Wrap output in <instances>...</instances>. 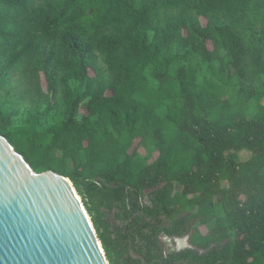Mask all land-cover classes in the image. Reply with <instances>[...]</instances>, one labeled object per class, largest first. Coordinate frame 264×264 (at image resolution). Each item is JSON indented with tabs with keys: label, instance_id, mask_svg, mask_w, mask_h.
I'll list each match as a JSON object with an SVG mask.
<instances>
[{
	"label": "trees",
	"instance_id": "16d2710c",
	"mask_svg": "<svg viewBox=\"0 0 264 264\" xmlns=\"http://www.w3.org/2000/svg\"><path fill=\"white\" fill-rule=\"evenodd\" d=\"M0 135L110 264H264V0H0Z\"/></svg>",
	"mask_w": 264,
	"mask_h": 264
},
{
	"label": "water",
	"instance_id": "95a60500",
	"mask_svg": "<svg viewBox=\"0 0 264 264\" xmlns=\"http://www.w3.org/2000/svg\"><path fill=\"white\" fill-rule=\"evenodd\" d=\"M0 264H110L70 179L36 173L1 135Z\"/></svg>",
	"mask_w": 264,
	"mask_h": 264
},
{
	"label": "rangeland",
	"instance_id": "374dc122",
	"mask_svg": "<svg viewBox=\"0 0 264 264\" xmlns=\"http://www.w3.org/2000/svg\"><path fill=\"white\" fill-rule=\"evenodd\" d=\"M148 151H149L148 148L144 149L143 154H147ZM251 155H252V151H250L248 149H243L239 153V159L241 161H244V160H247L248 158H250ZM79 197H80V200L82 201V198L80 195H79ZM82 203H83V201H82ZM87 213H88L89 218L91 219V216H90L88 211H87ZM91 221H92V219H91ZM164 240L170 248L172 247V248L180 249V248H184V247L188 246V239L187 238L176 239V240H171V239L165 238Z\"/></svg>",
	"mask_w": 264,
	"mask_h": 264
}]
</instances>
